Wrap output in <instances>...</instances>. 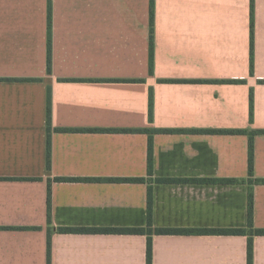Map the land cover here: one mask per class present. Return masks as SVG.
Masks as SVG:
<instances>
[{"label":"crops","instance_id":"crops-1","mask_svg":"<svg viewBox=\"0 0 264 264\" xmlns=\"http://www.w3.org/2000/svg\"><path fill=\"white\" fill-rule=\"evenodd\" d=\"M253 11L251 73V0H155L151 73L150 0H0V264H48L49 229L51 264H147L145 234L62 228L264 230V0ZM152 264H248V236L154 235Z\"/></svg>","mask_w":264,"mask_h":264},{"label":"trees","instance_id":"trees-1","mask_svg":"<svg viewBox=\"0 0 264 264\" xmlns=\"http://www.w3.org/2000/svg\"><path fill=\"white\" fill-rule=\"evenodd\" d=\"M254 0H251V73H253V35H254ZM155 0H150V72L154 69V55H155V42H154V25H155ZM51 20H52V6L50 8ZM50 49V54H51ZM51 64V60H50ZM51 70V65H49ZM51 90L48 92L47 97V167H51V129H52V98ZM251 107H252V96H251ZM153 110V98L150 97V117H152ZM170 131V130H164ZM209 132H217V130H209ZM225 132L240 133L241 130H225ZM153 166V149L152 141H150L149 147V169L152 170ZM249 168L250 171L253 169V143L250 142L249 149ZM253 215V194L249 193L248 203V219L252 221ZM48 219H51V200H50V188L48 194ZM148 221H152V192L148 193ZM60 232H93V233H127V234H145L147 236V264L153 263V236L161 234H190V233H214V234H238L248 236V264H252L253 257V236L257 234H264V230L260 229H219V230H190V229H173V228H92V229H73V228H62ZM51 232H48V264H51Z\"/></svg>","mask_w":264,"mask_h":264}]
</instances>
